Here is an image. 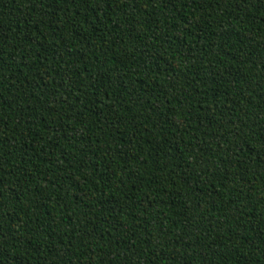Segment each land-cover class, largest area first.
Listing matches in <instances>:
<instances>
[{
  "label": "trees",
  "instance_id": "1",
  "mask_svg": "<svg viewBox=\"0 0 264 264\" xmlns=\"http://www.w3.org/2000/svg\"><path fill=\"white\" fill-rule=\"evenodd\" d=\"M0 264H264V0H0Z\"/></svg>",
  "mask_w": 264,
  "mask_h": 264
}]
</instances>
